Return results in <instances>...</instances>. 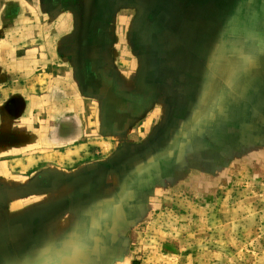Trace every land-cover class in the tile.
Wrapping results in <instances>:
<instances>
[{
	"label": "rangeland",
	"instance_id": "374dc122",
	"mask_svg": "<svg viewBox=\"0 0 264 264\" xmlns=\"http://www.w3.org/2000/svg\"><path fill=\"white\" fill-rule=\"evenodd\" d=\"M86 2L28 38L73 27ZM105 4L87 30L100 46L27 64L55 76L36 125L67 141L0 136V264H264V0ZM11 83L0 102L24 86Z\"/></svg>",
	"mask_w": 264,
	"mask_h": 264
},
{
	"label": "crops",
	"instance_id": "0c3cea01",
	"mask_svg": "<svg viewBox=\"0 0 264 264\" xmlns=\"http://www.w3.org/2000/svg\"><path fill=\"white\" fill-rule=\"evenodd\" d=\"M72 1L73 0H0V87H2L0 91L8 93L11 91L10 87L14 85L11 83L12 80H24V86L21 85L20 90L16 94V98L13 97L14 99L8 98L6 100L4 95H2L5 100L0 102V136H3L5 131H7L6 133H13L18 138V141L15 143L19 144V149L38 147L42 146L41 144L43 143L55 144L57 146L66 144V139H59L58 137L55 139L51 134L48 138L46 136L45 139L43 137L45 136L43 132L47 126L41 123L36 125L38 119L31 114V111L35 108L33 100L37 99L38 95L45 96L46 98V96L51 94V89H53L55 82L53 80L44 82V80L54 79L55 76L53 71H35L34 74V72H32L34 68L31 69L27 64L35 63L38 65L43 61L52 63H57L55 60L65 61L63 58L66 57H62L58 54L64 47L69 48L80 46L81 44L86 45L87 42H95V45L96 42H98V46H100L101 41H96V39L88 35L87 31L91 29L90 23H92V20H100L99 14H101L102 9L99 8V0H89L88 6L87 2L85 6L79 3L78 8L72 9V13L77 14L78 20L71 28H69L70 26L67 27L65 24L58 25V23L54 22L49 24L45 31L47 33L52 32L51 38H44L43 40L28 38V32L38 31V29L43 28L39 26L40 23L37 24L38 20L34 22L36 18L41 15L47 16L50 21H53L55 16H64V14L66 15L71 12V9L66 5H68V2ZM102 2L103 5L101 7H104V5H106L105 0H101V3ZM74 4H77V2L74 1ZM71 29L79 33L81 32V43L79 40H76L77 43L70 39L67 41L64 40L67 34L65 36L63 34ZM50 46H53L54 51L46 54L44 48L48 52L49 49L47 48ZM16 48L22 51L18 52L17 57L14 58L9 55V52L11 53ZM10 49L12 50L10 51ZM32 74H34V76H32ZM30 78L37 80V84H46L45 89L43 88V84L41 87H38L41 92L40 94L39 92L35 95L32 94V92H35L34 89L37 88V86L29 80ZM8 83L12 86L7 85ZM33 96H35V98ZM43 104L44 103L41 105ZM7 120L12 122L11 129L6 124ZM70 124H72V128H75L73 121ZM56 125L59 127V124ZM52 129L53 126L50 125L49 133ZM77 134L80 136L81 131H77ZM77 138L78 137L75 139ZM0 142H2L0 144L1 149L8 146L5 140H1ZM29 158L31 159L30 161H33L31 163L37 161L35 157ZM16 159L19 160V163H17L20 167L26 168L25 163L28 158L19 156ZM43 159V155H40L38 157V162L44 161ZM54 168L65 170L59 167ZM67 173H69V171ZM49 184L46 185L47 188H45V190L52 192V183ZM33 187L43 188V184L41 182L38 184L37 182Z\"/></svg>",
	"mask_w": 264,
	"mask_h": 264
}]
</instances>
